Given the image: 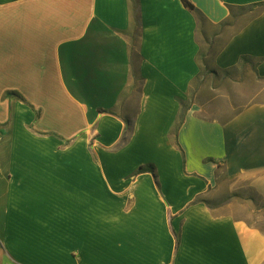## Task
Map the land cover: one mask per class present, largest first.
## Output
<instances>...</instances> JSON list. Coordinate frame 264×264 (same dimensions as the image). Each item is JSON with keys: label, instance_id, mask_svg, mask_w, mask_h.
Instances as JSON below:
<instances>
[{"label": "crops", "instance_id": "0c3cea01", "mask_svg": "<svg viewBox=\"0 0 264 264\" xmlns=\"http://www.w3.org/2000/svg\"><path fill=\"white\" fill-rule=\"evenodd\" d=\"M188 1L214 25L225 23L231 8L264 4ZM238 30L219 48L215 67L239 72L246 57L264 79V11ZM196 31L182 0H0V264H109L99 254L97 213L76 207L96 190L81 189L83 197L78 188L67 190L64 159L75 149L72 141L46 129L48 96L39 102L17 92L19 83L66 90L79 112L93 117L84 131L86 157L91 167L106 166L121 181L107 180L110 196L130 206L144 182L166 203L169 254L161 255L159 238L158 255H134L142 264H264V231L237 210L241 202L249 215L264 208V102L225 121L201 117L194 104L177 133L182 151L175 145L181 102L201 72ZM133 47L139 54L134 67ZM123 106H136L135 115L127 117ZM105 124L118 132L106 134ZM147 131L172 142L179 158L184 153L185 165L170 169L175 182L168 181L187 185V200L176 211L162 195L158 172L154 180L150 173L135 177L121 170L119 159ZM88 185L96 188L97 180ZM71 196L73 208L66 205ZM115 246L127 251L121 241ZM108 251L106 258L127 257Z\"/></svg>", "mask_w": 264, "mask_h": 264}, {"label": "rangeland", "instance_id": "374dc122", "mask_svg": "<svg viewBox=\"0 0 264 264\" xmlns=\"http://www.w3.org/2000/svg\"><path fill=\"white\" fill-rule=\"evenodd\" d=\"M258 11H260V8L255 10V12ZM235 14L237 17L235 22H230L223 29L205 26L203 33L199 37L203 53L208 56L207 64L191 86L185 104L190 106L196 104L201 108L200 116L206 119L229 120L246 106L256 102H264V79L256 76L250 64L244 65L241 71L230 74L219 71L214 64L215 54L223 42L253 15L248 10H236ZM241 15L244 17L241 18ZM25 86L26 84L19 83L18 87L21 90L16 91L33 96L39 102L45 100L48 96L49 105L46 106L47 114L44 121L46 129L59 131L68 141H72L70 146L75 148L71 151L67 150L64 159L66 177L70 180V182H67V190L71 189L73 192V190L78 191L79 189L82 197L81 189L83 191L90 188L96 190V194L93 192L90 197L89 192H87V200L82 199V202H77L76 207L81 205L82 213H97V239L100 247L99 254L103 257L102 259L109 264H142L134 255L143 258V251L146 253L154 252L153 255H158L159 245H157V242L159 243V238H161V255L169 254L170 242L167 238L169 222L167 211L165 210L167 207L166 203H159L158 197L151 192L147 184L141 182L137 191V199L129 206V202L122 197L108 194L107 180H112L116 185L121 183L118 177L108 171L106 166L104 168L100 166L96 170L89 165L90 161L86 157V140L88 137L84 131L90 123L94 122L93 117L79 112L78 106L74 105L73 97L66 90H32L26 89ZM12 92H15V90ZM11 94L13 95V93ZM87 102L90 101L87 100ZM122 110L127 117H133L136 112V106L130 108L129 106H123ZM104 131L106 134L111 131L117 133L118 129L105 124ZM79 135L81 137L78 139ZM94 140H96L95 136H93L91 144H93ZM172 145V142L168 144V140L165 138L160 141L159 137L154 139L148 137V131L141 133L137 141L124 153V157L119 159V164L123 166L121 170L124 173L134 174L135 177L140 175L138 171L141 167L145 168L149 165L159 167L160 169L156 170L155 173L158 172L164 182L162 195L167 197L168 204L176 211L187 200V198H182L187 185L180 182L179 184L168 186V181L175 182L171 177L173 170L170 169H175V166L178 167L179 163L183 164L184 158L181 155L182 153L180 154L181 158L178 157ZM61 161L63 160L61 159ZM76 172L77 176H75ZM73 178L79 179L80 183L74 182ZM89 179L97 180L96 188L94 185H88ZM224 189L227 192V196L231 186L226 185ZM178 190H180V194L177 193ZM67 194L69 193L67 192ZM74 203L75 198L73 196L70 199L67 198L66 205L72 207ZM237 210L248 218L251 225L257 226L264 231L263 207H259L254 210V213L251 212V215H249L251 209L247 208L244 202H241L237 206ZM117 241L123 242L129 255L127 251L116 248L115 242ZM102 246H105V248ZM109 247L120 253L123 252L127 257L118 259L106 258ZM145 259L149 260L151 258L147 257ZM181 263L183 262L181 261Z\"/></svg>", "mask_w": 264, "mask_h": 264}, {"label": "trees", "instance_id": "16d2710c", "mask_svg": "<svg viewBox=\"0 0 264 264\" xmlns=\"http://www.w3.org/2000/svg\"><path fill=\"white\" fill-rule=\"evenodd\" d=\"M182 3L184 5V7L189 10L195 17L196 19V22H197V31H196V35H197V42L200 46V52L198 54V61H199V64H200V74L202 73V70H203V67H206V64H207V58L208 56L205 55L203 52V49H202V45H201V42H200V35L203 33L204 31V27L205 26H209V27H214V28H221L223 29L224 26L228 25L230 22H235L237 20V17H236V10H248L249 12L253 13V15L251 17H249L241 26H240V29L245 26L252 18L258 16L262 11H264V4H259V5H254V6H249V7H242V8H239V9H230V17L229 19L225 22V23H222L220 25H214L212 24L191 2H189L188 0H182ZM260 8V11L258 12H255L256 9ZM244 17L243 15H241V18ZM239 29V30H240ZM238 30V31H239ZM237 31V32H238ZM235 34V33H234ZM218 51L216 52L215 54V57L217 55ZM214 57V58H215ZM139 58V54L136 50L135 47H133L131 49V60H132V65L134 67V64L136 63V60ZM242 62H243V65H246V64H250L252 66V70L255 72L256 71V65L253 63V61H251L249 58H243L242 59ZM228 73V72H226ZM230 74V73H228ZM133 75H135V71L133 69ZM191 108L190 105H187L185 104L184 101L181 102V109H180V114H179V117H178V122H177V126H176V142H175V145L181 150L180 148V145L178 144V141H177V133H179V130L181 128V126L183 125L184 121H185V118H186V115L189 111V109ZM127 124V127L129 128L130 127V123L129 122H126ZM124 142L126 143L127 140L124 139ZM182 155L184 157V153L182 152ZM183 164L185 165V158H183ZM143 173H151L152 175H154V178L157 179L156 177V173H155V166L154 165H149L145 168L141 167L138 171V174H143ZM197 201H194L193 204H196ZM169 221H170V227H171V230L176 238V250L179 248L180 246V239H179V236L176 234V232L174 231V229L172 228V221H173V217L170 216L169 217Z\"/></svg>", "mask_w": 264, "mask_h": 264}]
</instances>
